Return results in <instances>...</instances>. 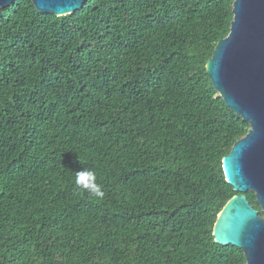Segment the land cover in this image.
<instances>
[{
  "label": "trees",
  "instance_id": "trees-1",
  "mask_svg": "<svg viewBox=\"0 0 264 264\" xmlns=\"http://www.w3.org/2000/svg\"><path fill=\"white\" fill-rule=\"evenodd\" d=\"M233 3L3 8L0 264H245L214 236L239 194L223 159L250 128L207 71ZM81 169L103 199L76 187Z\"/></svg>",
  "mask_w": 264,
  "mask_h": 264
},
{
  "label": "water",
  "instance_id": "water-1",
  "mask_svg": "<svg viewBox=\"0 0 264 264\" xmlns=\"http://www.w3.org/2000/svg\"><path fill=\"white\" fill-rule=\"evenodd\" d=\"M16 0H0L3 8ZM38 10L63 16L81 10L87 0H32ZM229 34L207 64L215 89L235 115L249 123L245 136L223 159L227 181L239 194L219 213L218 243L244 251L245 264H264V0H234ZM255 193L256 209L246 193Z\"/></svg>",
  "mask_w": 264,
  "mask_h": 264
},
{
  "label": "clouds",
  "instance_id": "clouds-1",
  "mask_svg": "<svg viewBox=\"0 0 264 264\" xmlns=\"http://www.w3.org/2000/svg\"><path fill=\"white\" fill-rule=\"evenodd\" d=\"M75 184L78 189H82L90 195L103 199L105 196L101 185L96 183L95 173L88 169H81L76 173Z\"/></svg>",
  "mask_w": 264,
  "mask_h": 264
}]
</instances>
